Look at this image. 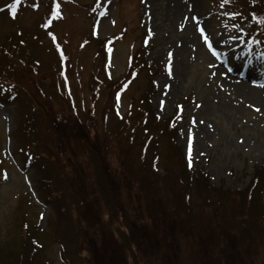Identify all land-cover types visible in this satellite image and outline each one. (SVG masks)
Instances as JSON below:
<instances>
[{
  "label": "rangeland",
  "instance_id": "rangeland-1",
  "mask_svg": "<svg viewBox=\"0 0 264 264\" xmlns=\"http://www.w3.org/2000/svg\"><path fill=\"white\" fill-rule=\"evenodd\" d=\"M46 1L20 0L12 22L10 6L15 0H0V248L10 249V239L18 240V221L24 215L29 234L32 222L40 226L39 233L33 235L36 240H31L38 249L35 261L69 264L61 260L62 244L71 254L70 264H161L158 247L146 250L145 244L151 243L161 226L169 179H155L143 164L136 175L148 181L138 178L131 185L130 179L129 185L114 195L101 187L92 158L84 154L85 172L81 175L87 185L83 190L92 194V199L81 198L78 181L61 175L66 156L61 155L57 163L50 160L48 170L41 174L36 155L33 158L30 150L22 149L31 143V127L23 129L22 137L14 133L19 121L26 120L22 108H27L26 98L35 86L31 77L57 84L62 93L71 95L82 120L94 103L96 121H101L106 90L93 97L91 72L100 65L107 80L119 79L134 54L146 67L118 95L115 111L125 115L132 99L138 100L143 92L150 91L146 107L155 124L148 126L159 143L155 144L159 148L157 177L163 176L161 168L168 149L158 130L167 120L173 129V145L193 174L189 183L185 178L180 180L178 172L172 177L179 193L189 197L190 228L186 232L193 237L175 251L180 256L178 264H216L214 258L220 264H264V104L256 102L264 93V45L251 35L256 28L247 13L235 5L238 0H194L193 11H187L186 0H55L54 15L47 21L48 28L41 31L37 26L48 11ZM206 24V48L199 50L196 38ZM21 28L25 35L30 32L21 39L27 47L22 56L23 52L14 53L5 41L18 35ZM34 30L39 32L38 41L48 40L44 32L54 37L60 61L55 60L51 44L46 51L39 47L31 55L30 34ZM260 30L264 36V26ZM113 36L117 40L106 50L105 60L95 63L94 42ZM87 39L94 42L87 43ZM31 57L39 65L31 63ZM10 69L13 80L4 71ZM43 73H47L46 78ZM8 87L19 89V96L4 91ZM53 98L49 94L50 101ZM58 104L54 101L51 106L59 109ZM54 118L64 121L60 116ZM103 128L94 125L87 128L90 135L85 133L94 141L93 135ZM142 135L140 130L137 141ZM78 146L76 151H84ZM38 151L44 154L43 149ZM153 154L149 148L147 161ZM129 157L136 158L134 150ZM67 174L74 177L72 171ZM146 198L149 205L144 207ZM78 205L83 217L79 220ZM150 214L156 217L152 219ZM118 215L124 217V223L118 227L110 224L104 236L107 260L103 262L97 250L98 258L91 257L89 246L82 249L89 239L84 231L93 232V223L103 230L108 217L114 220ZM142 224L148 229L141 236ZM203 230L201 239L197 234ZM227 234L239 253L227 248ZM137 242L147 252L145 261H140ZM210 244L216 248L209 250ZM113 254L114 261L109 262ZM7 258L13 264L14 258Z\"/></svg>",
  "mask_w": 264,
  "mask_h": 264
},
{
  "label": "trees",
  "instance_id": "trees-1",
  "mask_svg": "<svg viewBox=\"0 0 264 264\" xmlns=\"http://www.w3.org/2000/svg\"><path fill=\"white\" fill-rule=\"evenodd\" d=\"M55 3V0L46 1V8L48 7V11L44 14L43 23H40L37 26L39 30L42 31L43 29L48 28L46 24L49 18L54 15ZM235 5L239 10L247 13L249 22L252 23L256 28V31H254L251 35L256 39V42H262L264 45V36L261 34L262 30H260V28L264 26V0H238ZM90 8L91 5L88 7V9ZM9 20L13 22L14 16L12 17L11 15ZM20 30L23 29H19L18 35H11L5 41L11 44V50L14 53L23 52L20 54L22 56L25 53L27 47L21 39L27 36L30 32H26L28 34L25 35V31L23 30L24 32L21 33ZM35 31L36 30L31 31L30 34L31 55L34 50H37L39 47L46 51V46L49 47L51 44L56 55L55 60L57 59V61H60L59 57L61 54L59 47L57 48L54 37H52L49 32H44L45 37H47L48 40L45 38L46 41L43 40V42H41L38 41L37 34L39 32L37 31L38 33H36ZM115 37L116 36H113L106 40L95 42L92 39L86 40L88 41L87 43L92 41L94 42V46L96 48L94 62L98 58L95 63H102L105 60V49L111 47L112 43L117 40ZM138 55L139 57H142V54L138 53ZM31 63L39 65L38 62H33L32 57ZM23 65L26 68V63H23ZM145 67L146 63H143V60L137 59L135 58L134 54H131L126 71L119 79L107 80L104 73H102L100 69V65L96 70L91 72L89 85L92 84L91 92L93 97L96 95L98 97V95L102 94V92L106 90L107 98L105 106L102 108V111L104 112L102 113L101 121H96L95 117L97 114V106L94 103L90 105L88 112L85 114V119L82 120L78 118V113L73 107L71 95H69L67 92L62 93L61 90L57 88V84H50L47 80L31 77L33 78L32 80L35 86L31 88V96L26 98L25 104L27 108H22L25 114L24 116H26V120L23 123L19 121L14 133L15 135L20 134L22 137L23 129L26 126L31 127V143H28L22 149L30 150L33 158L34 155H36V161L41 164V174L42 171L48 170L47 163L50 160H54L55 163H57L61 155L66 156V158H64L61 163V175L63 177H67L68 179L74 180L75 182L78 181V190L81 198L90 197L92 199V194L84 193L83 190V187H86L87 185L86 181L83 179V175H81V173L84 174L85 172L84 154L92 158L95 175L99 179L101 187H105L107 192H110L111 190L114 195L119 191H123L129 185L128 182L130 179L131 185L134 184L135 179L138 178L144 182L148 181L147 178L143 179L142 176L136 175L137 169L140 170L138 167L142 166L143 164L147 165L148 170L153 173L155 179L163 177V181L169 179L168 186L165 189L166 193H168L167 201L162 202L161 226H159V230L154 235L151 243H149V245H146L145 243L143 244H145L146 250H152L155 246L158 247L161 253V264H178V259L180 260V256H176L175 251H180L179 247H182L185 243L189 242V239L193 237H189L186 232V230L190 228L187 217L189 209V197L187 194H184V192L179 193L175 183L172 181V177L178 172L179 179L181 180V178H185V182L189 183L193 180V174H190L183 157L173 145L174 135L170 134L173 129L170 126V120H167L164 122L165 124L163 123L164 126L158 130L160 131V135L166 139L168 149L165 154L166 160H164V163H162L161 168L163 171V176L157 177L156 173L159 171V153H157V149L159 150V148H157L155 144L159 145V143L154 137L155 132H152L151 128L148 126L149 124H153V126L155 124L152 113L148 111V108L146 107L148 101L150 100L148 99L150 91L143 92V95H141L138 100L132 99L130 108L125 115L119 116L117 114V110L115 111V100L118 99V95L123 93L125 89L130 86V84L135 80L139 73L145 69ZM147 67L149 69L148 71L151 73V66L148 65ZM33 68L34 67H32V69ZM4 71L8 74V78L13 80L11 69L9 71ZM46 74L47 73H43L45 78ZM148 88H151L150 85ZM5 90L14 97L19 96V89L8 87L4 89V91ZM49 94L55 97L52 101L49 99ZM54 101L60 102L61 105L58 104L59 109H54L51 106ZM66 110L67 113L64 112ZM56 116L64 118V121H62L63 124L54 118ZM113 121H115L116 124ZM94 125L104 128L103 130H98L97 135H93L92 139H94V141H92L90 139L91 136L89 137L91 133L88 131V129ZM113 127L114 129H112ZM140 130L143 132L142 140L137 141L136 135ZM85 132H89V135ZM21 140L22 138L19 139V142L23 144L24 140ZM78 144L84 148V151L78 152L75 150L79 148ZM44 148L51 149V152H46ZM149 148L153 150L154 154L152 158L147 161ZM39 149H43L44 154H42V151L39 152ZM133 150L136 153V158L129 157V154ZM70 171L74 173V177H70L67 174ZM195 180L202 183V179L200 177H196ZM53 181L54 180L52 179V185H55ZM91 182L94 184L92 179H90V183ZM157 183L158 182H156L155 185ZM49 184L51 183L49 182ZM54 193L55 192L52 191L53 195ZM209 200L212 201L211 199ZM78 202L79 199L77 203ZM148 205L149 198H146L144 207H147ZM77 207V220L83 219L80 211V205ZM150 217L153 219L156 216H152V214H150ZM114 220L108 217L106 220L107 225L103 230L96 228L93 223V232L88 230L84 231V235L89 239L83 242L82 249H85L87 246H89L87 251L91 257L98 258L95 256V252L97 250L98 254H101L103 262L104 260H107L108 256H104L107 247V245L104 243V236L107 233L106 229L110 224H112V226L114 225V227H118L120 224H123L124 217H119L118 215ZM18 222L19 238L14 242L13 239H10L12 248L10 247V249L5 251L0 248V264H12L11 258H7L8 256L14 258L12 259L13 264L47 263V261L42 260L35 261L36 258H39V256H36V251L38 249L34 245H31V240H36L33 235H37L39 233V224L34 222L31 223V232L29 234L27 220L24 215L20 217ZM146 229H148V226L146 224H142L141 236L145 233L144 230ZM203 232L204 230L202 232L199 231L197 234L201 239H203ZM230 238V235H225V243L227 248L239 253ZM28 245H31L30 249L26 250ZM135 246L138 250V253L141 255L140 261H145V258H147V252L139 246L138 242L135 244ZM226 246L224 245L225 248ZM64 247L61 244V249L64 250V252H62L63 254L60 256L61 260L70 264L69 256L71 254H68L69 252L67 249H65L66 247ZM130 247L131 245L127 249L130 250ZM214 248L216 247L210 244L209 250ZM31 253H33V255H31ZM73 254L75 256V253ZM113 261L114 254L111 256L109 262ZM214 262L216 264H220L219 260L216 258H214ZM121 263L124 262L119 261L117 264ZM137 264H139L138 261Z\"/></svg>",
  "mask_w": 264,
  "mask_h": 264
},
{
  "label": "bare ground",
  "instance_id": "bare-ground-1",
  "mask_svg": "<svg viewBox=\"0 0 264 264\" xmlns=\"http://www.w3.org/2000/svg\"><path fill=\"white\" fill-rule=\"evenodd\" d=\"M186 8H187V11H193V8H195L194 7V0H186ZM191 16V15H190ZM203 35H205V34H203ZM203 35H199L196 39H198V49L199 50H202V49H204V47L206 48V45L204 44V40L203 39H205V38H203ZM201 39L203 40V43L201 42ZM260 99H257L256 100V102L258 103V104H264V93L262 94V96H260L259 97Z\"/></svg>",
  "mask_w": 264,
  "mask_h": 264
},
{
  "label": "snow or ice",
  "instance_id": "snow-or-ice-1",
  "mask_svg": "<svg viewBox=\"0 0 264 264\" xmlns=\"http://www.w3.org/2000/svg\"><path fill=\"white\" fill-rule=\"evenodd\" d=\"M20 3V0H15V3H13L10 7H11V13L14 16L16 11H17V5ZM0 11H2V9H0ZM209 29V26L206 24L204 28L199 29V31L201 32V35H203L205 33V31H207ZM207 39V38H205ZM216 43L218 44L219 41H216Z\"/></svg>",
  "mask_w": 264,
  "mask_h": 264
}]
</instances>
